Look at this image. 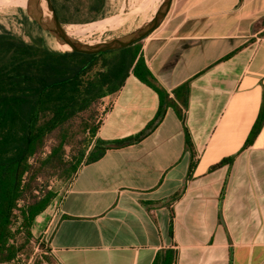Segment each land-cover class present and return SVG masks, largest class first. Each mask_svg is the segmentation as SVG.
Returning a JSON list of instances; mask_svg holds the SVG:
<instances>
[{
	"label": "crops",
	"instance_id": "1",
	"mask_svg": "<svg viewBox=\"0 0 264 264\" xmlns=\"http://www.w3.org/2000/svg\"><path fill=\"white\" fill-rule=\"evenodd\" d=\"M139 52L166 93L188 84L182 119L168 107L142 140L82 163L32 233L55 264H152L166 249L172 264H264V123L249 141L264 104V0H171ZM158 104L130 73L101 99L96 136L137 133Z\"/></svg>",
	"mask_w": 264,
	"mask_h": 264
},
{
	"label": "trees",
	"instance_id": "2",
	"mask_svg": "<svg viewBox=\"0 0 264 264\" xmlns=\"http://www.w3.org/2000/svg\"><path fill=\"white\" fill-rule=\"evenodd\" d=\"M87 1L90 18L99 17L106 0ZM51 2L61 22L74 21L70 16L79 9L70 7L72 0ZM139 49L140 40L98 53L56 51L40 38L25 41L0 31V262L21 257L32 239L35 217L58 194L40 184V177L57 176L70 182L82 163L99 159L109 148L142 140L160 123L168 107L182 119L188 84L166 93L155 82ZM130 73L157 92L155 115L129 137L100 139L96 136L100 119L95 118L101 99L118 91ZM263 123L264 104L249 141ZM185 139L189 143L186 128ZM68 147L73 151L66 158ZM44 258L54 261L48 252ZM173 260L174 251L166 249L156 254L152 264H172Z\"/></svg>",
	"mask_w": 264,
	"mask_h": 264
},
{
	"label": "rangeland",
	"instance_id": "3",
	"mask_svg": "<svg viewBox=\"0 0 264 264\" xmlns=\"http://www.w3.org/2000/svg\"><path fill=\"white\" fill-rule=\"evenodd\" d=\"M42 2L45 16L49 17L50 12L47 11L45 2ZM87 2V0H72L70 7L73 9L78 8L79 11L70 16V19H73L74 21L63 23H65L64 25L66 26L68 24H86L95 20H101L104 18L108 19L107 25L101 29H96V32L67 33L76 39L92 43L111 39L141 26L151 18L162 0H106V6L103 13L95 19L90 18L91 14L87 12ZM136 5L138 6L135 7ZM116 16H122L124 21L118 24H113L112 22ZM111 23L113 25H111ZM0 31H9L17 34L25 41H32L35 38H40L48 48L56 51H66V49H61L57 46L58 41L51 39L52 35L44 32V30L42 31L33 18L30 9L26 5L25 7L20 5L17 0H0ZM100 112L101 111L98 112L95 118L96 120L101 116ZM71 150L73 151V147L67 148L66 158L70 157ZM38 182L43 185L47 184L48 187L56 189L58 195L63 193L69 183L63 182L57 176H49L47 178L40 177ZM41 235L42 234H36L35 231L32 233L30 243L23 250L21 257L17 258L18 264H24L27 262L33 264H55L54 261L53 263H50L49 260L44 258L47 252L48 254H50V252L49 249H47L48 246L46 240L41 237Z\"/></svg>",
	"mask_w": 264,
	"mask_h": 264
},
{
	"label": "water",
	"instance_id": "4",
	"mask_svg": "<svg viewBox=\"0 0 264 264\" xmlns=\"http://www.w3.org/2000/svg\"><path fill=\"white\" fill-rule=\"evenodd\" d=\"M42 1L45 2L46 9L50 12L49 17L45 16ZM170 3L171 0H162L151 18L132 31L105 41L92 43L76 39L67 34L65 23L58 19L51 0H27L26 6L30 9L33 18L42 31L44 30V32L54 36L59 43L69 46V49L66 51L98 53L129 46L147 36L161 22Z\"/></svg>",
	"mask_w": 264,
	"mask_h": 264
},
{
	"label": "bare ground",
	"instance_id": "5",
	"mask_svg": "<svg viewBox=\"0 0 264 264\" xmlns=\"http://www.w3.org/2000/svg\"><path fill=\"white\" fill-rule=\"evenodd\" d=\"M26 1L27 0H17V2L20 5H22L23 7H25ZM137 6L138 5H136L135 7H137ZM123 21H124V19L122 16H116L112 23L118 24V23L123 22ZM107 22H108V19L104 18V19L95 20V21H92V22L86 23V24H68L65 26V31L69 34L79 33V32H83V33H89V32H94V31L96 32V29L98 30V29H101L102 27H105L107 25ZM112 23H111V25H113ZM51 39L56 41L54 36H51ZM45 40H46V36H45ZM57 46L60 47L61 49H66V50L69 49V46L67 44L62 45L59 42H57Z\"/></svg>",
	"mask_w": 264,
	"mask_h": 264
},
{
	"label": "built area",
	"instance_id": "6",
	"mask_svg": "<svg viewBox=\"0 0 264 264\" xmlns=\"http://www.w3.org/2000/svg\"><path fill=\"white\" fill-rule=\"evenodd\" d=\"M47 231H48V230H47ZM47 231H45L44 234H45ZM17 262H18L17 260H16V261L12 260V261H10V262H0V264H18ZM24 264H33V263L27 262V263H24Z\"/></svg>",
	"mask_w": 264,
	"mask_h": 264
}]
</instances>
